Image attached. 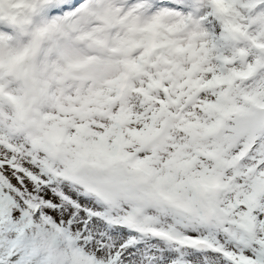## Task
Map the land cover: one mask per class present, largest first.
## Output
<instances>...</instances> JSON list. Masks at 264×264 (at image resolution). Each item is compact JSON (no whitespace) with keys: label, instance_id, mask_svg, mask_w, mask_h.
<instances>
[{"label":"snow or ice","instance_id":"snow-or-ice-1","mask_svg":"<svg viewBox=\"0 0 264 264\" xmlns=\"http://www.w3.org/2000/svg\"><path fill=\"white\" fill-rule=\"evenodd\" d=\"M0 264H264V0H0Z\"/></svg>","mask_w":264,"mask_h":264}]
</instances>
